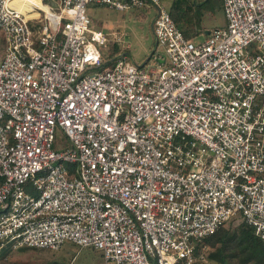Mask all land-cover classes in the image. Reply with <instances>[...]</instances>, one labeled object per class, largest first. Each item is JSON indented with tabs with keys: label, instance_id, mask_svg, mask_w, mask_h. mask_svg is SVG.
Returning <instances> with one entry per match:
<instances>
[{
	"label": "built area",
	"instance_id": "2783aa9c",
	"mask_svg": "<svg viewBox=\"0 0 264 264\" xmlns=\"http://www.w3.org/2000/svg\"><path fill=\"white\" fill-rule=\"evenodd\" d=\"M12 1L0 0V253L71 241L106 264H192L198 241L238 220L264 241V0H223L226 24L201 41L162 0H96L156 8L155 65L93 26V0Z\"/></svg>",
	"mask_w": 264,
	"mask_h": 264
},
{
	"label": "rangeland",
	"instance_id": "374dc122",
	"mask_svg": "<svg viewBox=\"0 0 264 264\" xmlns=\"http://www.w3.org/2000/svg\"><path fill=\"white\" fill-rule=\"evenodd\" d=\"M18 1V0H17ZM47 2L48 0H42ZM165 5L171 3V0H162ZM191 1V0H190ZM195 0L191 3H195ZM198 4L203 7V11L208 7V3L205 0H196ZM29 3V1H28ZM27 3V4H28ZM139 9V8H138ZM134 11L120 10L113 6H108L106 4L98 3L93 0L89 4L88 13L92 18V24L96 28L103 29L105 32H109V37L114 36L113 32H118L121 34L123 40L121 43L117 44L119 49L125 48L124 45L130 44L127 50L130 52L131 60L136 63H144L149 56L151 57L149 63L155 65L156 61L152 52L154 49L152 37L149 34V21L153 15L154 9L146 11L144 13V8ZM224 11L218 9L215 16H211L208 19L210 27L215 25L224 24L225 19ZM205 35L201 34L194 38L195 41H201L205 39ZM153 46V48L148 51V45ZM151 46V47H152ZM6 48V42L3 34L0 32V61L4 57ZM105 53L110 52L115 53L114 49H109L108 47H102ZM66 137L64 134L60 133V136L55 143V148H62L66 144ZM241 221H234L231 224H237ZM9 259H21V260H33L35 263L44 264L46 261H60L64 264H106L105 258L102 252L92 246H82L71 241L65 242L61 249H39L34 247H20L13 249V252L9 256ZM8 259V260H9ZM210 264H215L213 261H209Z\"/></svg>",
	"mask_w": 264,
	"mask_h": 264
},
{
	"label": "trees",
	"instance_id": "16d2710c",
	"mask_svg": "<svg viewBox=\"0 0 264 264\" xmlns=\"http://www.w3.org/2000/svg\"><path fill=\"white\" fill-rule=\"evenodd\" d=\"M215 1L217 0L204 2L213 8ZM195 9H198L200 15L203 7L200 4L189 3L187 0H175L170 7L171 15L187 38H193L206 31L195 23ZM150 58L149 56L148 59ZM12 252L13 249H4L0 253V264H39L33 260L9 259ZM194 254L196 259L192 264H210L209 261L215 264H264V241L256 234L254 226L242 221L221 226L214 233L198 241ZM50 262L64 264L56 260L46 261L44 264Z\"/></svg>",
	"mask_w": 264,
	"mask_h": 264
},
{
	"label": "crops",
	"instance_id": "0c3cea01",
	"mask_svg": "<svg viewBox=\"0 0 264 264\" xmlns=\"http://www.w3.org/2000/svg\"><path fill=\"white\" fill-rule=\"evenodd\" d=\"M174 1L175 0H171V3L168 4L169 7L172 6V4L174 3ZM187 1H189V3H191V1H193V0H191V1L190 0H187ZM194 2H195L196 5L198 4V2L196 0ZM210 2H213V0H210ZM139 9H142V8H139ZM139 9L137 8V10H139ZM152 9H154V12H153V15H152V17H151V19L149 21V34H148V36L150 35L153 38L152 39V42H153L152 44L154 46V49H153V52L154 53L152 52V56H154L153 58H155V56L160 55V51L159 52L158 51L157 52L155 51V48H156V39H155V35H154V32H153V19H154L155 15H156V8L153 7V6H148V7H144V11L143 10L142 11L140 10V12L144 13V12L149 11V10H152ZM218 9H220V10L222 9L224 11L223 0H217V1H215V4H214V7L213 8H211L209 6L206 7L204 11L202 10V13L200 15H199L200 12L198 11V9H195V11H196L195 12V15H196V21H195V23L198 25V27H201L203 29H206V31L203 32V33H201V34H204L205 36H207L210 33V31L215 26H224L226 24V21H225V23L224 24H221V25H215L214 27H210L209 26L208 19L211 18V16L212 17L215 16L216 15V11ZM132 11H134V10H132ZM224 14H225V12H224ZM201 34H199V35H201ZM199 35H197V36H199ZM197 36H195V37H197ZM195 37H193V39ZM152 44H151V46H152ZM124 46H125V48L123 47L121 49H124V51L127 52V53H129V55L131 56L130 52L127 50V47H129L130 44L127 43ZM151 46L148 45V51H150L153 48V46L152 47ZM161 54H162V51H161ZM157 58H160V57H157ZM159 60H161V58Z\"/></svg>",
	"mask_w": 264,
	"mask_h": 264
},
{
	"label": "bare ground",
	"instance_id": "6f19581e",
	"mask_svg": "<svg viewBox=\"0 0 264 264\" xmlns=\"http://www.w3.org/2000/svg\"><path fill=\"white\" fill-rule=\"evenodd\" d=\"M33 1H36V0H31V1H29V2H33ZM37 2H38V1H37ZM12 3L26 6L27 3H28V1H25V0H21V1L13 0ZM43 6L46 7V5H43Z\"/></svg>",
	"mask_w": 264,
	"mask_h": 264
},
{
	"label": "water",
	"instance_id": "95a60500",
	"mask_svg": "<svg viewBox=\"0 0 264 264\" xmlns=\"http://www.w3.org/2000/svg\"><path fill=\"white\" fill-rule=\"evenodd\" d=\"M160 59V58H159Z\"/></svg>",
	"mask_w": 264,
	"mask_h": 264
}]
</instances>
